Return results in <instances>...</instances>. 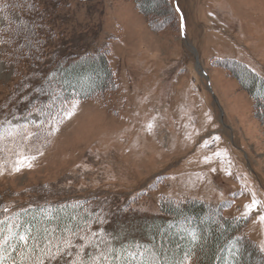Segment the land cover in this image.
<instances>
[{
    "label": "rangeland",
    "instance_id": "374dc122",
    "mask_svg": "<svg viewBox=\"0 0 264 264\" xmlns=\"http://www.w3.org/2000/svg\"><path fill=\"white\" fill-rule=\"evenodd\" d=\"M31 1L41 19L23 57L2 32L5 13L16 21L20 11H0V218L78 204L135 236L163 202L200 201L246 220L226 264H264V118L229 68L264 78V0ZM74 55H104L110 85L55 99L47 74ZM86 68L75 87L103 75ZM21 155L35 156L32 167L14 171ZM253 193L260 204L244 217Z\"/></svg>",
    "mask_w": 264,
    "mask_h": 264
},
{
    "label": "trees",
    "instance_id": "16d2710c",
    "mask_svg": "<svg viewBox=\"0 0 264 264\" xmlns=\"http://www.w3.org/2000/svg\"><path fill=\"white\" fill-rule=\"evenodd\" d=\"M8 8H15V11L18 9L20 17L16 21L11 20L7 15L8 12L5 13L6 25L2 28V32L7 35L4 38L5 44L16 46L18 54L15 53L13 56L19 57L18 55L21 54L22 57L26 56L37 47L35 41L37 36L35 31L33 32V26L40 21L41 11L31 0H0V11L5 12ZM171 9L176 14L175 10ZM17 39H20L17 42H21V45L15 44ZM74 57L77 59L72 61L61 58V62L55 65L57 66L55 71L47 74L45 82L50 81V87H54V84L60 85L59 92L54 91L55 99L65 100L76 95L81 98L88 97L110 85L111 75L106 68L104 55H98L96 59L83 58L84 55H74ZM229 64V68L238 69L240 74H244L247 82L245 87L254 101L253 106L257 114L264 118V79L256 76L239 62L230 61ZM86 65L100 68L103 75L91 85L85 83L84 86L77 88L75 87L78 83L77 77L80 72L87 73ZM52 92L53 90L50 89V93ZM83 207L86 206L41 205L21 210L9 218H0V235L7 237L10 231L12 233L4 245L7 251L3 256V264L12 263V260L21 264V251L28 256L23 264H31L32 258L39 256L40 249L49 241L53 249L59 245L63 251L66 249L63 238L74 231L78 233L70 237L73 249L61 251L57 260L44 256V262L48 259L45 264H65V262L68 264L72 262L75 264L82 262L83 264H177L186 254L189 258L193 256V261L197 264H226V250L230 247L229 244L236 240L235 231L244 228L246 224L245 219L222 217L219 212L220 207L193 200L184 204L168 200L161 204L160 219L151 221L146 219L142 223L141 234L139 232L135 236L129 234L124 236L123 228L121 226V230L117 228L119 224H115L114 229L113 225H106L102 215L99 218L98 213L94 217ZM44 211H48L49 216L44 214ZM166 215H168L167 219ZM179 219L185 222L181 229L177 224L172 223ZM215 221L219 224L216 225ZM93 222L96 227L92 229L93 231L86 232L87 226L90 224L92 226ZM189 229L193 231L191 234ZM25 234L39 241L40 248L36 252L29 254L23 242L15 238ZM32 243V239H29V247ZM69 252L71 255H68ZM101 253L108 257L107 261L103 258L94 260Z\"/></svg>",
    "mask_w": 264,
    "mask_h": 264
},
{
    "label": "snow or ice",
    "instance_id": "6c2138e0",
    "mask_svg": "<svg viewBox=\"0 0 264 264\" xmlns=\"http://www.w3.org/2000/svg\"><path fill=\"white\" fill-rule=\"evenodd\" d=\"M34 7V6H33ZM76 104L74 103L72 105L73 108H75ZM69 116L72 115V112H68L67 113ZM149 127H151V125H149ZM11 135V133H9ZM29 135H32L31 133H29ZM35 159V156H27V155H21L16 163V166L14 167V171H20L23 167H32L31 161ZM207 159V158H206ZM260 204L259 201H257L255 199V194L253 193V199L251 201L250 204L245 205V212L243 213L244 217L249 216L253 209L256 208L258 205ZM259 219L264 222V215H260ZM93 235H95V233H93ZM12 236L11 231L9 232V236L8 237H4L2 235H0V264H3V256L4 253L7 251V249L5 248V242L9 239V237ZM16 239H18L19 241L23 242L24 248L28 249V253H34L36 252V250L38 248H40V244L39 241L35 238V237H29L27 234L25 235H19L18 237H15ZM29 239H32L33 243L32 246L29 247L28 245V241ZM86 239V238H84ZM89 243H91V241H88ZM72 240L71 238L67 239L64 241V247L66 249H70L72 248ZM82 247V246H81ZM262 250H264V248H262ZM62 249L60 248L59 245L56 246L55 252L52 251V247H51V242L49 241L46 246L44 248L40 249V255L39 256H35L32 258L31 264H44V256H48L50 257L52 260H57L60 256ZM68 255H71V253L69 252ZM20 257H21V264H23L24 260L28 259V256L25 255V253L23 251H21L20 253ZM103 258L105 261H107L108 257L104 254L101 253L99 257H95L94 260ZM188 255L186 254L184 259L181 261H178L177 264H186V261L188 260ZM12 264H17L16 260H12ZM65 264H68V262H65ZM72 264H75V262H72ZM83 264V262H82Z\"/></svg>",
    "mask_w": 264,
    "mask_h": 264
}]
</instances>
